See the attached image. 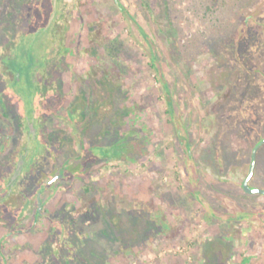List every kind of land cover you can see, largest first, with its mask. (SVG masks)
Instances as JSON below:
<instances>
[{
	"label": "rangeland",
	"instance_id": "obj_1",
	"mask_svg": "<svg viewBox=\"0 0 264 264\" xmlns=\"http://www.w3.org/2000/svg\"><path fill=\"white\" fill-rule=\"evenodd\" d=\"M65 8L66 48L54 45L57 33L37 38L51 46L48 78L72 85L69 103L85 88L89 110L83 123L73 125L78 132L57 130L67 138L60 159L82 164L84 171L63 183L66 189L61 182L52 188L34 229L6 240L15 227L31 228L36 198L21 217L24 193L1 199L12 208L0 203V264L50 263L51 250L43 245L65 207L69 215L73 208L82 212L74 225L87 233L80 241L69 227L52 232L73 244L60 249L73 256L69 264H264V195L242 187L253 148L264 138V0H66ZM34 37L29 54L36 50L38 61ZM21 41L26 54L27 40ZM93 69L99 74L90 77ZM113 97L118 115L94 112L101 102L105 111ZM50 119L51 132L65 123ZM104 126L115 135L121 128L133 131L128 148L137 160L108 162L82 152V139L103 141ZM37 177L24 182L30 195ZM251 185L264 189V145ZM90 207L96 217L87 224L83 211Z\"/></svg>",
	"mask_w": 264,
	"mask_h": 264
},
{
	"label": "flooded vegetation",
	"instance_id": "obj_2",
	"mask_svg": "<svg viewBox=\"0 0 264 264\" xmlns=\"http://www.w3.org/2000/svg\"><path fill=\"white\" fill-rule=\"evenodd\" d=\"M5 2L6 1L4 0H0V167L4 171V175L0 176V179L9 178L10 175L14 173L21 158L26 157L27 162L25 169L19 179L18 185L15 187L14 193H24L27 198L30 196H32V198L35 197L36 200L34 201V205H36V208L34 215L35 218L36 216L41 218L46 202L45 200L51 197L53 191L52 188L57 185V183L61 182V187L66 189L67 187L64 186V184H68V181H70L72 177L78 179L82 177L81 174L83 173L85 166L78 164L72 167V161L69 159H60L63 149L67 144V138L58 137L57 130L59 129L65 134L72 131L75 132L76 130L73 125L78 126L79 123L84 122V119L87 117L89 106L82 97L85 88H83V90H78L80 96L78 95L76 101L69 103L71 96L68 92H70L69 88L72 85L70 83L53 84L54 82H52L51 79L47 78V80H45L44 76H42V79L39 78L40 65L38 67L36 65L37 71L33 73L35 84H25L26 81L22 76L23 70L26 67V63L22 60V51H24L22 47L25 43L22 41L17 43V64L12 63L9 58L11 55V44L13 43L11 39L12 36L7 25L4 27L5 24H7L8 19ZM19 48L20 51L22 50L21 53H19ZM20 57L21 60H19ZM13 65L18 74H14ZM98 74L99 72L95 69L89 72L90 77L97 76ZM47 77L49 76L47 75ZM96 79L95 82L99 80L98 78ZM78 86L80 87V84ZM115 89L116 88L112 87V95L115 94ZM91 90L98 93L100 91V86L92 85ZM51 98L54 100V103L52 105L50 104L53 109L52 111H48L46 109L48 102L46 103V101ZM103 107L104 102L97 103L95 108H93L95 109L94 112L101 117H104L105 115H112L115 117V115L119 113V108H117L114 103V97L111 105L107 104L105 106V111L101 110ZM48 117L52 118L50 119L51 121L54 119H62L65 123L63 125H55V131L53 130L51 132L48 128L52 127L53 124L47 120ZM31 123H33L34 127L37 129L38 139L31 134V141L28 143L29 135L34 131L30 126ZM112 123L114 129L119 125L116 118H114ZM115 131L117 132V130H114L113 140L107 143L102 141L100 143L89 145L87 141L82 139L80 141L82 152L85 154L90 153V155L98 159H107L108 162L125 157V155H128L125 151V143L120 142L119 137L115 135ZM42 149H44L46 153L48 152L47 154L44 152L42 155L43 158L40 157V151ZM31 160H33L32 163H30ZM37 161H39V163L41 161L39 170L36 168ZM34 166L36 168L35 177L29 175L30 170L34 168ZM255 176L256 168L251 181ZM30 177L31 180H29ZM36 177L37 180H34L36 185L32 195H30L26 191V186L24 188L23 185L24 182H27V185H31L33 182L32 179H35ZM48 192L51 194L48 195ZM7 194L8 192L6 191L5 196ZM45 195L48 196L45 197ZM65 209L66 212H68V207L63 208V210ZM69 211L71 213L70 216L72 215V217H74V215L78 217L79 213H82L76 208L69 209ZM75 224L81 228L85 227V225H78V223ZM73 235H77L80 238V241H83L87 233L83 231L82 234L74 233ZM67 239L62 240V246L66 245V247L72 248V246H70L71 242ZM62 246L61 248H63ZM66 257H69V255Z\"/></svg>",
	"mask_w": 264,
	"mask_h": 264
},
{
	"label": "trees",
	"instance_id": "obj_3",
	"mask_svg": "<svg viewBox=\"0 0 264 264\" xmlns=\"http://www.w3.org/2000/svg\"><path fill=\"white\" fill-rule=\"evenodd\" d=\"M8 4L9 5L7 6V15H8L7 20L9 23V30H10L11 36H12L11 39L13 41V43H12L13 48L11 47V49H10V51H11V55L9 57L10 61L12 63L17 64L18 54L16 51V45L19 41L26 39L27 44H28L25 46L26 54H23V56H22V60L26 63V67L24 68L23 73H22L23 78L28 82L29 85H34L35 81L33 79V73L37 71L36 65L40 64L39 73H42L45 80H47L48 77L46 74V70H47V67L49 66V64L51 63V61L49 59V55H50L49 50L51 49V46L46 48L44 46V43L39 41V37L42 34H44V33H41L35 42V44L38 45V47H37L38 48V55L37 56L40 58L38 59V61H35L33 54H34V51H36V50L33 49L32 54L31 55L29 54V52L31 51L29 49V42L32 40V38L34 37V33L37 30L47 26L49 19L51 17V14L53 12V0H16L14 5L12 3H8ZM22 4H23V7H22ZM65 5H66V0H61L60 9L57 13L55 20L53 21V26H51L45 33V34L50 33V32L57 33V37L55 38V44L54 45L57 48H59L60 51H62L63 49L66 48V42H64V43L61 42L63 35L66 33V30H65L66 21L64 19L66 16ZM21 7H22V11L19 12V8H21ZM39 17H42L43 23L41 22L42 24L41 23L35 24L34 21H36V19ZM28 27H29V30H31L30 33H27ZM260 38L263 39L262 37H260ZM110 49L117 51L116 46H112V48H110ZM43 55H45V56L43 57ZM19 60H21V57ZM13 70H14V74L17 73V70L15 69L14 65H13ZM129 113H130V111H129ZM123 118H124L123 116L120 117L122 122H123ZM122 122H121V124H122ZM109 132L111 134H113V132L111 130ZM109 132H107L105 135L107 136ZM118 134H119L120 142L125 143V151L128 154V155H125V157H123V158H126L128 160H134V161L137 160L138 154L133 155V150L127 148V146H129L130 144H132V143L134 144V142L129 141V137L131 134H133V131L127 130V129L124 130L121 128L118 131ZM113 138L114 137H112L110 139L113 140ZM135 144H136V142H135ZM131 152H132L133 156H131V154H130ZM7 181H8V178L0 179V186H1L0 200L5 198V194L7 191L6 190ZM15 195H17V194H15ZM32 201H33V198H32V196H30L27 198L26 202L22 206H20L19 210L21 211V213H20L19 217L23 216L27 212V210L30 209V207L32 206ZM1 205L6 206L7 208L8 207L12 208L11 203L8 204L7 201L1 203ZM59 214H60V216L63 217L62 221L61 220H54V219L52 220L49 238L45 242V244L43 245V248L51 250V252H50L51 254L48 257L50 263L46 262V264H52V263L53 264H69L68 262H70L71 258H73L72 255L69 257H66V255L61 254L60 249H61V246L63 244V241H58L57 238L52 235L53 231L62 233L63 231L66 230L65 227H69V228H72L69 230L73 234L74 233H81V234L83 233V230L77 231L75 229L74 222H76V219L74 217L70 216L66 212V209L63 211H59L58 215ZM83 215H84V217H87V219L85 220L87 224L92 223L94 221L93 217L94 216L96 217V210L95 209L93 210L90 207V208L86 209L85 211H83ZM65 217H66V221L64 220ZM39 221H40V217L36 216L35 220L33 221V224L31 225V228H25V229H17L16 227L13 228L8 233V235L6 236L5 240L8 239L11 235H13L15 233L17 234V233H25V232L31 231L32 229H34V227L36 226V224ZM70 226H72V227H70ZM53 243L55 244V247L52 246ZM72 245L73 244L71 243L70 246H72ZM64 254H66V253L64 252Z\"/></svg>",
	"mask_w": 264,
	"mask_h": 264
},
{
	"label": "water",
	"instance_id": "obj_4",
	"mask_svg": "<svg viewBox=\"0 0 264 264\" xmlns=\"http://www.w3.org/2000/svg\"><path fill=\"white\" fill-rule=\"evenodd\" d=\"M60 2H61V0H53V13H52L51 18L49 20V23H48V25L46 27L38 30L35 33V37H34L35 40H36L37 36L41 32H46L52 26L53 21L55 20L56 15L58 13V10L60 8ZM62 43H63V40H62ZM32 45H31V47H32ZM30 126H31L32 130H34V131H32V133H30L28 143L31 141V134L35 138H37V136H38L37 129L34 127V124L31 123ZM28 143H27V145H28ZM263 145H264V138H262L255 145V147L253 148L252 156H251V162H250V165H249V171H248V174H247L246 178L244 179V181L242 183L243 189L249 194H263L264 195V189L258 188V187H254V186H252L250 184V181H251L252 177L254 176V172H255V168H256V164H257L258 151ZM26 162H27L26 161V157H22L20 162L17 164V167L15 169L14 174L11 176V178L9 179V181H8V183L6 185V188L8 190V196L7 197H11L12 196L14 188L16 187V185L18 183V180L22 176V173H23V171L25 169ZM32 162H33V160H31L30 163H32ZM28 168H29V166H28ZM2 202H3V200H0V203H2ZM247 218H248V216H246L244 219H247Z\"/></svg>",
	"mask_w": 264,
	"mask_h": 264
},
{
	"label": "crops",
	"instance_id": "obj_5",
	"mask_svg": "<svg viewBox=\"0 0 264 264\" xmlns=\"http://www.w3.org/2000/svg\"><path fill=\"white\" fill-rule=\"evenodd\" d=\"M102 129H103V134H104V136H103V141H106L105 140V134L109 131V126H107V127H102ZM135 134V133H134ZM117 136L119 137V134H117ZM98 143V142H97Z\"/></svg>",
	"mask_w": 264,
	"mask_h": 264
}]
</instances>
